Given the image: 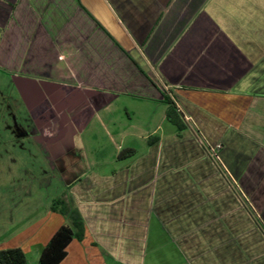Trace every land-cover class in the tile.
Instances as JSON below:
<instances>
[{
	"label": "crops",
	"instance_id": "1",
	"mask_svg": "<svg viewBox=\"0 0 264 264\" xmlns=\"http://www.w3.org/2000/svg\"><path fill=\"white\" fill-rule=\"evenodd\" d=\"M164 89L264 223V0H0V153L17 144L3 116L22 107L34 128L10 204L0 190V251L39 264L68 193L86 235L60 264H264V233L192 129L160 121L141 155L118 145L136 151L121 163L83 140ZM51 164L61 187L40 204Z\"/></svg>",
	"mask_w": 264,
	"mask_h": 264
},
{
	"label": "rangeland",
	"instance_id": "2",
	"mask_svg": "<svg viewBox=\"0 0 264 264\" xmlns=\"http://www.w3.org/2000/svg\"><path fill=\"white\" fill-rule=\"evenodd\" d=\"M10 100V99H4V101ZM14 101V100H13ZM8 102V101H7ZM129 113L122 110V116L125 119V123H120L117 125L115 129L114 127L111 128L109 126V129L104 128H98L96 130H88L84 132L83 134V140L85 142H102L104 144H114L115 152L116 154L120 155L121 151L118 150V145H123V142H131L133 146H135V149L138 151L139 155L147 151L148 146V138L150 136H159L157 133L154 132L153 127L156 125H159L160 121H163L164 123L167 122L166 119V110L167 105L162 104H156L151 101H144V100H137V99H130L129 100ZM22 107L18 108V113H16L14 116L11 115H5L3 116L2 121V130H8L10 132H3L1 136L4 138L7 137L8 134H11L12 136V142H16L14 146L20 147V145L31 144L33 142L29 136L28 132L31 133V130L34 128L32 126V122L28 119V117L23 114ZM11 110V109H10ZM13 112H17V109H13ZM130 119V120H129ZM123 129V130H122ZM125 129V130H124ZM35 133V132H34ZM128 133V138L123 140L122 135ZM32 134V133H31ZM35 142H38L36 139ZM130 144V143H129ZM130 144L131 147H133ZM109 145H106L109 146ZM14 146L11 147H4L2 149L3 154L0 153V190L3 191L4 195L2 196V204H10L11 199H8L10 196H6L7 194V188L12 186V183H17L16 180V161L13 160L14 155ZM130 146H127L128 148ZM12 151V153H11ZM37 155V154H36ZM118 163H121L122 161L117 158ZM47 162V161H46ZM38 161L36 160L34 165H38ZM118 163L116 162L114 165L117 167ZM22 165V163H18V165ZM48 163L46 164V166ZM44 170L45 174H44ZM54 166L51 164L49 168L45 167L42 168L41 171L36 170V179H35V186L36 188L45 186L46 192L39 196V199H36V202H40V204H43L44 199L46 198V203L50 197H54V192L57 191L61 186L59 184V180L55 181L53 179V175L55 172L53 171ZM43 171V172H42ZM39 175V176H38ZM52 186H50V184ZM6 192V193H5ZM68 192V191H67ZM62 197V196H60ZM57 197V198H60ZM53 199V198H51ZM56 199V198H55ZM53 201V200H51ZM1 202V200H0Z\"/></svg>",
	"mask_w": 264,
	"mask_h": 264
},
{
	"label": "trees",
	"instance_id": "3",
	"mask_svg": "<svg viewBox=\"0 0 264 264\" xmlns=\"http://www.w3.org/2000/svg\"><path fill=\"white\" fill-rule=\"evenodd\" d=\"M170 93L171 92L169 90H163V103L167 105L166 119L168 122L177 128L179 136H181L182 132L186 131L187 129H192L195 136L200 141L204 149L209 153L222 175L227 179L238 196L242 198L244 207L264 233V223L261 221V219L250 206L249 202L242 196L236 185L229 177L218 158L217 152H214L211 149L198 128L193 125L192 122L187 120L184 111L171 98ZM158 140V136H152L149 138L148 144L152 145ZM135 155L136 151L134 149H125L120 153L118 159H130ZM51 210L55 213L61 214L68 223L63 225L54 234L49 243L43 249L39 258V264H60L68 254V246L74 240L83 241L86 235V225L84 219L73 200L69 197L68 193H65L60 198L54 199L51 204ZM0 264H28V259L23 250L20 248L3 250L0 251Z\"/></svg>",
	"mask_w": 264,
	"mask_h": 264
},
{
	"label": "built area",
	"instance_id": "4",
	"mask_svg": "<svg viewBox=\"0 0 264 264\" xmlns=\"http://www.w3.org/2000/svg\"><path fill=\"white\" fill-rule=\"evenodd\" d=\"M220 148H221V146L219 145V146H218V149H220ZM213 151H214V152H217V150H213Z\"/></svg>",
	"mask_w": 264,
	"mask_h": 264
}]
</instances>
